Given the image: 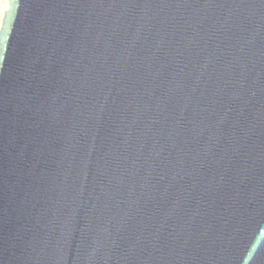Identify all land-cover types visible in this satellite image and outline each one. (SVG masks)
<instances>
[{"label": "water", "instance_id": "95a60500", "mask_svg": "<svg viewBox=\"0 0 264 264\" xmlns=\"http://www.w3.org/2000/svg\"><path fill=\"white\" fill-rule=\"evenodd\" d=\"M0 264H264V0H9Z\"/></svg>", "mask_w": 264, "mask_h": 264}, {"label": "built area", "instance_id": "2783aa9c", "mask_svg": "<svg viewBox=\"0 0 264 264\" xmlns=\"http://www.w3.org/2000/svg\"><path fill=\"white\" fill-rule=\"evenodd\" d=\"M9 9V0H0V28L2 25V18L4 17V12Z\"/></svg>", "mask_w": 264, "mask_h": 264}]
</instances>
